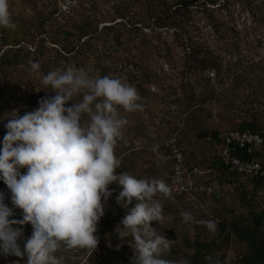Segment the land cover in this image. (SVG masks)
Here are the masks:
<instances>
[{"label": "rangeland", "instance_id": "374dc122", "mask_svg": "<svg viewBox=\"0 0 264 264\" xmlns=\"http://www.w3.org/2000/svg\"><path fill=\"white\" fill-rule=\"evenodd\" d=\"M55 1L60 4L59 21L62 23L65 22L63 18L72 13V7L78 9L80 6L79 0H10L12 19L14 22L16 19H35L37 12L50 8ZM95 1L102 4V12L112 14L128 2L140 4L143 0ZM253 1L258 3L254 15L244 9L239 0H230L221 10L204 12L196 7L190 13L168 15L159 26L145 28V42L140 45L131 43L127 48L126 52H132L128 55L129 60L133 61L127 73L120 67L117 69L122 76L132 74L139 77L145 73L151 77L140 87L137 83L131 84L142 98L143 111L125 113L119 109L128 121L119 142L130 151L133 149L131 152H141L138 159L135 154L131 156L134 165L128 173L137 178L161 179L169 185L173 149L177 148L186 156L188 169L195 171L199 179L220 195L215 199L207 193L192 196L170 194L167 197L157 194L155 198L162 204L165 220L160 225L152 221L151 225L171 240L170 251L163 257L168 264H188L194 252L192 240L218 239L220 220L249 218L255 212L264 213V184L256 185L247 179L226 181L224 174L210 165L214 154L218 153V148L209 142L211 130L237 129L243 119L252 117L259 119L264 130V76L250 71L243 78V84L230 86L238 68L247 70L249 63L254 61L264 64V0ZM192 41L202 44L220 59L223 64L220 74L198 72L191 67L188 55ZM32 82L36 87L35 100L54 95L50 91H37L41 87L38 79L34 78ZM189 106L195 110L202 108L206 138H199L197 130L184 125L182 112ZM1 108L0 117L7 113L6 107ZM35 108L37 105L33 110ZM18 112L20 115L25 113ZM5 123L7 120H0L2 127ZM185 212L191 213L194 221L184 222L182 213ZM105 218L102 217L103 224ZM208 220L216 223L215 232H210L202 223ZM115 227L113 236L107 241L98 235L99 263L124 264L130 261L134 264L133 249L128 244L132 238L120 241L114 232ZM83 251L61 247L56 255L62 258V264H87ZM247 252L246 242L235 236L230 240L221 238L207 253L204 264H244L243 257ZM26 259V256H0V264H24Z\"/></svg>", "mask_w": 264, "mask_h": 264}, {"label": "clouds", "instance_id": "9594fccd", "mask_svg": "<svg viewBox=\"0 0 264 264\" xmlns=\"http://www.w3.org/2000/svg\"><path fill=\"white\" fill-rule=\"evenodd\" d=\"M15 27L10 0H0V29ZM40 67L36 61L30 64L31 76L41 85L37 91L54 95L41 98L37 108L23 115L12 110L0 117L7 120L0 141V181L12 205L0 191V256H26L24 264H62L56 255L61 247L96 250L98 223L116 191L109 186L115 184L120 189L115 200L125 215L114 232L120 241L132 238L134 264H168L163 257L171 240L151 222L165 220L155 197L170 196V186L117 172L121 160L115 149L128 123L119 109L143 111L136 87L82 67L61 66L46 74ZM14 209L22 210V219L11 218ZM182 216L184 222L194 221L191 213ZM28 223L32 233L25 239L23 228L14 225ZM202 223L216 231L214 221Z\"/></svg>", "mask_w": 264, "mask_h": 264}, {"label": "trees", "instance_id": "16d2710c", "mask_svg": "<svg viewBox=\"0 0 264 264\" xmlns=\"http://www.w3.org/2000/svg\"><path fill=\"white\" fill-rule=\"evenodd\" d=\"M230 0H143L140 4L128 2V4L116 9L114 12H102V4L95 0H79V8L72 7L69 15L64 17V23L60 22V4L57 1L52 3L50 8H46L35 17V19H16L15 29H0V109L6 107V111H32L38 101L34 99L35 86L33 76H30V64L33 61L39 62L41 73L61 66L82 67L89 71L91 75H112L120 77L129 84L142 85L150 81L151 77L143 73L141 76L126 74L122 76L118 67L127 73L129 65L133 63L129 60L131 51L126 52L130 44L140 45L146 41L145 28L157 25L169 15L190 13L197 7L204 12H211L213 9L221 10L229 4ZM244 9L253 15L257 12L258 3L253 0H239ZM88 5V6H87ZM109 11V10H108ZM66 18V19H65ZM63 20V21H64ZM109 21V22H108ZM191 67L198 72L208 71L218 75L223 71V64L220 59L214 56L211 51L198 42L190 43ZM123 50L122 52H119ZM122 54H126L122 57ZM129 55V56H128ZM248 69L238 68L232 78L230 86L243 84L246 73L254 72L256 75L264 76V64L262 62L249 63ZM27 79V80H26ZM37 81V80H36ZM140 87V86H139ZM139 94V93H138ZM3 110H0V113ZM182 114L184 125L199 132V138L204 132L202 120V108L192 109L187 107ZM174 126V125H173ZM143 129V128H142ZM175 129H178L175 126ZM234 129V128H233ZM144 130V129H143ZM241 132L252 131L259 133L263 137V144L257 151L250 155L251 158L258 159L264 167V130L258 118H245L237 127ZM6 128L0 124V141L6 134ZM179 131V130H178ZM180 132V131H179ZM217 129L211 130L209 142L213 147L218 148L211 167L221 171L226 181H240L247 179L253 184H264V179H252L244 174L230 171L219 158V150L222 140ZM171 149V148H170ZM167 149L166 151H170ZM133 150V149H132ZM131 150V151H132ZM123 142H118L115 153L121 160V166L117 172H129L134 161L130 160L133 154L141 152H131ZM240 152V151H239ZM241 154V153H240ZM188 169V167H187ZM211 169V168H210ZM23 171V170H22ZM188 172H193L188 169ZM201 179V178H200ZM110 188L116 189L113 196L105 204L106 221L102 222V217L98 223L96 235L101 240L107 241L111 238L112 229L125 215V210L116 203L115 196L120 190L115 184ZM0 191L5 193V203L10 207V191L7 186L0 181ZM216 192L210 196L215 197ZM183 196V195H180ZM23 213L20 209H14L13 219H22ZM106 224V225H105ZM264 213L255 212L248 217H238L231 220H220L219 238L211 241L192 240L190 243L194 252L188 259V264H204L206 255L212 250L217 240L224 238L230 240L232 236L246 242L248 252L243 257L244 264H264ZM22 227L24 238L30 237L32 226L14 225ZM83 253L87 256V264H100L98 261L99 249L87 250ZM124 264H132L126 262Z\"/></svg>", "mask_w": 264, "mask_h": 264}, {"label": "built area", "instance_id": "2783aa9c", "mask_svg": "<svg viewBox=\"0 0 264 264\" xmlns=\"http://www.w3.org/2000/svg\"><path fill=\"white\" fill-rule=\"evenodd\" d=\"M219 137L222 140V145L218 155L221 162L230 171L244 174L252 179H264L262 163L258 159L250 157L263 144V137L259 133L226 129L219 134ZM194 173L195 171L188 172L186 156L179 149H173V166L169 184L172 190L171 194L192 196L198 193L211 195L215 192L212 186L207 185Z\"/></svg>", "mask_w": 264, "mask_h": 264}, {"label": "water", "instance_id": "95a60500", "mask_svg": "<svg viewBox=\"0 0 264 264\" xmlns=\"http://www.w3.org/2000/svg\"><path fill=\"white\" fill-rule=\"evenodd\" d=\"M207 137V133H203L202 135H201V138L203 139V138H206ZM220 197V195L219 194H215V199H218Z\"/></svg>", "mask_w": 264, "mask_h": 264}]
</instances>
